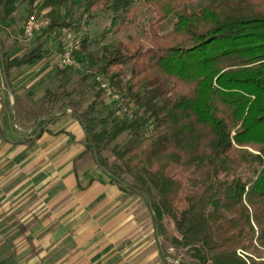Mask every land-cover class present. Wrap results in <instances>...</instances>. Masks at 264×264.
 Returning <instances> with one entry per match:
<instances>
[{
	"label": "trees",
	"instance_id": "trees-1",
	"mask_svg": "<svg viewBox=\"0 0 264 264\" xmlns=\"http://www.w3.org/2000/svg\"><path fill=\"white\" fill-rule=\"evenodd\" d=\"M68 1L38 3V13L47 10L42 35L77 31L94 12L110 24L98 39L81 37L73 55L85 65L81 91L46 90L28 112L32 133L69 109L110 181L145 198L158 233L163 219L172 221L171 249L184 256L179 264H264V0H217L194 11L188 4L196 0H142L155 17L144 38L126 35L99 53L90 47L135 24L133 0H73L69 8L78 12L66 22L55 8ZM18 5L0 0V21L13 19ZM168 19L173 25L162 33ZM3 32L0 67L9 80L11 70L40 60L44 45L9 57ZM73 70L62 66L56 74L69 80ZM86 88L93 99L81 107L76 95ZM109 96L113 108L104 103ZM124 132L110 162L103 150Z\"/></svg>",
	"mask_w": 264,
	"mask_h": 264
},
{
	"label": "crops",
	"instance_id": "crops-1",
	"mask_svg": "<svg viewBox=\"0 0 264 264\" xmlns=\"http://www.w3.org/2000/svg\"><path fill=\"white\" fill-rule=\"evenodd\" d=\"M50 51L39 60L45 69L54 63ZM39 63L10 71L18 98ZM10 97L0 67V264H170L146 200L121 190L84 156L78 121L62 126L64 132H45L38 148L3 141L2 131L9 129V136H21L8 127ZM69 116L75 119L65 113L53 122ZM68 132L75 141L68 142Z\"/></svg>",
	"mask_w": 264,
	"mask_h": 264
},
{
	"label": "rangeland",
	"instance_id": "rangeland-1",
	"mask_svg": "<svg viewBox=\"0 0 264 264\" xmlns=\"http://www.w3.org/2000/svg\"><path fill=\"white\" fill-rule=\"evenodd\" d=\"M19 5L17 8V11L13 15V19H7L5 20L6 26V32L1 33L2 39L6 42L7 46L10 45L11 48L5 47V52L9 54H23L28 53L31 50H33L36 46H38L40 43H43L44 45V51L42 53L41 59H43L44 53L46 51V48H51L52 51L48 54V57H50V61L52 58L54 59V63L52 64L51 68L45 69L42 64L44 62H40L39 65L35 68V71H33L29 76H34V81L28 84L27 88L24 91L25 93L19 94V98L21 101H19V98L16 96L20 107L15 108V100H14V94H10V100L12 101L8 108V115H9V125L8 127H11V131H17L21 134V136H9L8 132H10V129L7 131H2V137L5 139L3 141L9 142L10 145H12V141L15 140V143L13 145H18V147H32V148H38V144H40V140L42 139L41 136L45 134V132H50L51 134L55 133L56 130H50L57 127H67L68 124H72L73 122H76L77 120L71 118L70 116L62 120H58L53 122L56 118L64 116L65 113H57L56 116L51 118L49 121L44 120L43 124L40 128L37 129V133L33 132L34 126V118L31 117L28 112L30 110H34L38 107L40 99L43 97L44 93L48 89H59L60 86L63 87V89L70 90V89H76L78 92L81 91V88L78 87L77 81L78 77L80 76L81 70L84 69L85 65L82 63H79V67H73V71L71 72L70 79H66L64 77L57 76L56 70L58 67H62L61 65V53H60V47L63 46V38L64 33L63 30H69L72 31L73 34L76 36V39L80 41L81 37L84 35H88L91 38H99V34L101 33L102 29L110 24V18L107 15L94 12L93 17L87 21V23H82L80 28L76 31L72 28L62 27V28H56L53 33L48 35H42V29L41 31L35 33L31 37H27L23 34V25L26 19L32 15H43L46 17L47 10L42 11L41 13H38L36 10V6L38 3H40L42 0H32L31 3L30 0H18ZM217 0H196L190 4H188V8L191 11L197 10L200 6L207 2H213ZM73 0H69L66 4L56 7L55 8V14L57 17H59V20H64L66 22L70 21V18L73 17L75 19V15L78 12L77 6H73L72 8H69ZM142 0H133V4L136 8V21L133 26H131L127 31L123 33H119L116 36L109 37L106 40H100L97 44L90 47L91 50L99 53L101 50V47L105 43H114L119 40L125 39V36H131L134 40H141L144 38L145 33L148 28V23L152 20H154V14L150 7L143 6L141 4ZM29 9L32 10L31 13H29ZM48 20V18H46ZM173 20L168 19V21H164L161 23V32L166 33L169 29H171L173 25ZM3 21H0V27ZM13 37V38H12ZM21 40V41H19ZM21 44V45H20ZM12 52V53H10ZM14 52V53H13ZM36 63V62H35ZM37 71L41 72L40 75H36ZM8 83V90L12 92V85L9 80H7ZM10 88V89H9ZM14 91V90H13ZM84 93L83 97L76 95V98L80 100L81 107H84L88 105V103L93 99V91L88 90L87 88L82 90ZM113 97H105L104 103L108 108L115 107L116 104H114V100H112ZM117 107V106H116ZM130 109H133V105H129ZM66 113H70V110H66ZM121 114V112H119ZM6 129V128H5ZM43 130L42 132L40 130ZM66 130L65 128H61L57 133H60L61 131L64 132ZM70 136L65 135L68 142L75 141L76 136L75 134ZM12 134V133H11ZM27 135V136H26ZM8 138V139H6ZM128 138L127 132L122 133L118 136L117 139L114 141H110L103 150V155L107 156L111 161L114 160V156L112 155L113 149L119 147L122 145L125 140ZM2 141V142H3ZM85 142V141H84ZM85 146V145H84ZM86 149V146H85ZM84 156H86L89 160L92 162L94 158L93 155L86 149V152L83 153ZM127 180H130L128 176H125ZM142 199L145 200L144 197ZM146 204L147 209V202L144 201ZM148 213L151 216V211L148 209ZM163 230L162 233H159L160 236V242L164 246V250L168 252V257L170 258L168 263L170 264H177L180 257H184L182 255V252L177 249H171V243L170 239L175 234V230L172 224V221L168 218L163 219Z\"/></svg>",
	"mask_w": 264,
	"mask_h": 264
},
{
	"label": "built area",
	"instance_id": "built-area-1",
	"mask_svg": "<svg viewBox=\"0 0 264 264\" xmlns=\"http://www.w3.org/2000/svg\"><path fill=\"white\" fill-rule=\"evenodd\" d=\"M48 24V20L43 15L32 14L30 15L23 25V34L27 37L33 36L35 33L41 31ZM63 52L61 54V65L63 67H79L78 61L74 58V52L79 49V41L72 31L63 30ZM101 80V77H97ZM102 87L108 88L105 83ZM177 264H179L177 262Z\"/></svg>",
	"mask_w": 264,
	"mask_h": 264
},
{
	"label": "water",
	"instance_id": "water-1",
	"mask_svg": "<svg viewBox=\"0 0 264 264\" xmlns=\"http://www.w3.org/2000/svg\"><path fill=\"white\" fill-rule=\"evenodd\" d=\"M2 71H3V74H4V76L6 77V74H5V72H4V69H3V67H2ZM6 81H7V78H6ZM7 85H8V83H7ZM10 89V88H9ZM10 94L11 95H13V92H11V89H10ZM67 110H69V109H67ZM100 169H101V167H100ZM101 170H103V169H101ZM149 208H151V206L149 205ZM156 229H158V226L156 225Z\"/></svg>",
	"mask_w": 264,
	"mask_h": 264
}]
</instances>
